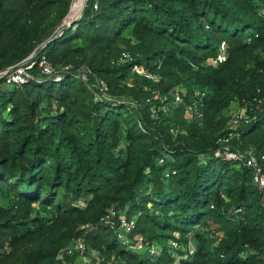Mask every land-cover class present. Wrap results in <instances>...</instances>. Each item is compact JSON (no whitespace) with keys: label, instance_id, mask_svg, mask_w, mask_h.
I'll use <instances>...</instances> for the list:
<instances>
[{"label":"trees","instance_id":"trees-1","mask_svg":"<svg viewBox=\"0 0 264 264\" xmlns=\"http://www.w3.org/2000/svg\"><path fill=\"white\" fill-rule=\"evenodd\" d=\"M71 2L0 0V71L48 42L33 61L45 57L61 77L35 64L22 85L0 79V264H59L77 238L123 264H151L113 251L119 241L101 222L110 209L137 217L131 235L163 248L158 263L179 240L194 249L183 264H264L262 192L251 169L215 156L233 104L248 121L230 150L264 151V0H86L54 38ZM222 41L227 60L206 65ZM174 88L185 91L177 107ZM195 92L202 118L190 121Z\"/></svg>","mask_w":264,"mask_h":264},{"label":"built area","instance_id":"built-area-1","mask_svg":"<svg viewBox=\"0 0 264 264\" xmlns=\"http://www.w3.org/2000/svg\"><path fill=\"white\" fill-rule=\"evenodd\" d=\"M97 9V6H94ZM260 15L264 18V8L260 10ZM257 38V35L254 36ZM252 37L247 39V42H250ZM227 44L222 41L217 50V54L214 58H210L206 61V65L217 67L218 65L224 63L227 60ZM36 56V55H35ZM35 56L30 59H24L21 62L15 64L12 67L7 68L5 71H0V79L4 78L6 84L18 86L26 83L29 79L32 78L30 71L32 70L35 64L38 65V68L41 70V74L45 76L54 77L55 81H59L61 77L56 74L51 65L46 61L45 57H41L37 62L33 61ZM126 58V55L123 54L121 61ZM70 66L66 67L65 70H70ZM134 72L138 74H144L143 69L135 67ZM56 74V75H55ZM90 70L81 67L75 73V76L82 81L87 82L89 79ZM149 77V76H148ZM92 87L95 88L100 94L105 95L108 92V87L103 81L95 78V82L92 84ZM185 91L179 89H173L172 91V105L173 107L179 106L183 101V95ZM195 100L188 105L185 110V117L190 120H198L202 118L201 106L202 99L204 97L203 93L195 92ZM98 98V95L95 96ZM162 104L167 101L166 96L160 97L158 99ZM122 103H126L130 106H135V103L129 100L121 99ZM163 108V107H162ZM244 110H240L235 114H232L229 117L227 122L228 124V133L226 137L219 140L218 142L222 143V148L218 149L215 152V156L222 157L226 160H234L239 164L245 166L246 168L251 169L252 171V182L253 185L262 192L264 199V169L261 167L260 162L264 161V151L256 156L253 151H248L244 154L238 151H231L227 143L233 139L239 138L238 129L241 126L242 122H247L248 118ZM158 108L152 106L151 108V117L153 119L157 118ZM163 163V158L158 160V164ZM170 173H165V177H168ZM137 217H126L125 214H116V211L110 209L108 213L101 219V222L104 226L110 229L113 234L116 236V239L128 246L133 248V252L144 253L146 256L151 258L153 261H159L163 248L154 242L146 241L142 235L134 234L131 235L134 231L135 223ZM166 254L168 259L165 258L163 264H183L182 262L190 258L193 253V247L188 244L181 243L179 240H169L168 246H166ZM55 259L59 264H123L124 262L120 260L114 253L108 254L96 248H91L87 245L82 238L72 239L67 246L59 250L56 254Z\"/></svg>","mask_w":264,"mask_h":264},{"label":"rangeland","instance_id":"rangeland-1","mask_svg":"<svg viewBox=\"0 0 264 264\" xmlns=\"http://www.w3.org/2000/svg\"><path fill=\"white\" fill-rule=\"evenodd\" d=\"M73 1L74 0H72V2H71V6H72V4H73ZM86 2V0H80V3L82 4L81 5V9L79 10V12L76 14V16H74L73 18H70L69 16H70V10H69V13H68V16H67V18H66V23H70V22H72L73 20H75V19H77V18H79L80 17V15L82 14V11H83V7H84V3ZM59 31V30H58ZM57 31V32H58ZM240 110H244V109H242L239 105H237V104H233L230 108H229V110L228 111H226V115L228 116V117H230L232 114H235L236 112H238V111H240ZM227 128H228V124H227ZM107 233V230L106 231H101V235H105ZM177 236V235H176ZM121 250H125V251H128V252H132V251H134V249L133 248H129L128 246H126V245H124V244H122V243H120V242H118L117 243V245H116V248H114V252L115 253H117V252H119V251H121ZM139 256L141 257V258H146V255L144 254V253H141V254H139ZM164 262L163 261H161L160 263H158V262H156L155 260L154 261H152V263L151 264H163Z\"/></svg>","mask_w":264,"mask_h":264},{"label":"water","instance_id":"water-1","mask_svg":"<svg viewBox=\"0 0 264 264\" xmlns=\"http://www.w3.org/2000/svg\"><path fill=\"white\" fill-rule=\"evenodd\" d=\"M84 7H85V3H84ZM84 7H83V10H84ZM70 9V8H69ZM83 12V11H82ZM68 13H69V11H68ZM82 15V14H81ZM81 15H80V17H81ZM67 16H68V14H67ZM67 16H66V18H67ZM80 17L79 18H77V19H75V20H73L72 22H70V23H66V18L64 19V24H65V26L63 27V28H61L58 32H57V35L54 37V38H57L58 36H60L62 33H63V31H65L66 29H68L74 22H76L78 19H80ZM48 43V42H47ZM47 43L45 42L44 44H42V45H40L39 47H37L33 52H32V54L29 56V57H27V58H31V57H33V56H35L43 47H45L46 45H47ZM26 58V59H27ZM6 69H3V70H1V71H5Z\"/></svg>","mask_w":264,"mask_h":264},{"label":"bare ground","instance_id":"bare-ground-1","mask_svg":"<svg viewBox=\"0 0 264 264\" xmlns=\"http://www.w3.org/2000/svg\"><path fill=\"white\" fill-rule=\"evenodd\" d=\"M81 3L80 0H74L73 4L70 8V18H73L74 16H76V14L79 12V10L81 9Z\"/></svg>","mask_w":264,"mask_h":264},{"label":"clouds","instance_id":"clouds-1","mask_svg":"<svg viewBox=\"0 0 264 264\" xmlns=\"http://www.w3.org/2000/svg\"><path fill=\"white\" fill-rule=\"evenodd\" d=\"M29 57V56H28ZM78 206H81L82 207V203H79L78 204ZM137 253V252H136ZM141 254V253H140ZM146 255V254H145ZM146 257H148V256H146ZM146 259V258H145Z\"/></svg>","mask_w":264,"mask_h":264}]
</instances>
